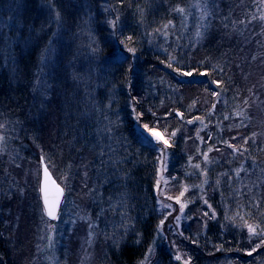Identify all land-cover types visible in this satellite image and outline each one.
<instances>
[{
	"label": "rangeland",
	"instance_id": "obj_1",
	"mask_svg": "<svg viewBox=\"0 0 264 264\" xmlns=\"http://www.w3.org/2000/svg\"><path fill=\"white\" fill-rule=\"evenodd\" d=\"M66 5L69 9L64 15ZM181 6L178 30L159 33L162 42L158 44L163 48L170 44L168 60H176V47L181 42L194 41L198 43L194 48L199 49V44L215 32L220 57L238 47L243 76L258 87L256 98L262 99L263 104L258 103L264 106V0H184ZM93 11L89 0H0V75L7 81L0 86V96L3 86L11 92L7 103L0 100V220L4 214L12 221L7 236L11 242L6 243L0 230V246L6 245V257L0 258V264H117L111 253L122 247L126 237L131 236L134 242L142 238L134 226L145 219L143 215L153 219L148 225L152 237L144 253H138L130 264H175V256L179 264H264L262 165L250 159L245 167L243 161L238 162L244 149L234 146L237 151L229 147L228 154L232 164L228 160L227 170L220 173L215 168L217 155L221 152L225 156L227 150L218 152L214 144L203 140L211 127L216 133L221 130V122L214 115L220 98L224 102L223 98L227 101L233 97L226 94L224 82L217 91L221 97L210 107L209 122L192 117L189 124L184 115L180 124L166 116L156 118L146 105L138 108V98L128 96L121 110L114 93L121 63L123 74L129 76L128 84H133L131 77L138 74L139 83L158 85L162 97L175 91L168 80L172 73L158 76L155 70L137 72L135 53L117 39L119 20L109 2L102 0L98 5L101 19L93 16ZM98 23H105L110 32L114 50L109 60L114 63L108 64L99 53ZM157 41L151 39L150 44L155 46ZM189 49L192 53L200 50ZM78 53L82 61H78ZM242 84L231 93L244 89ZM69 88L74 93L67 113L80 122L73 133L79 134L78 140L73 136L67 142L68 124L64 126L60 103ZM187 88L182 95L191 99L205 92ZM30 104L37 105L38 110L25 128L19 118L27 115L25 109ZM240 104L226 103L219 109L226 127H233L234 114L230 111L241 110ZM62 107L66 109L64 101ZM190 113L191 108L187 110ZM125 127L128 130L124 132ZM139 128L150 134L159 132L170 146L162 140L149 143ZM132 151L136 158L133 155L129 159ZM40 161L64 192L54 221L47 220L41 205ZM132 168L141 171L139 179L129 172ZM222 174H227L224 188L215 182L216 177L224 178ZM214 195L219 199L212 201ZM249 226L256 234L250 235ZM232 228L237 231L233 233ZM222 238H237L244 249L237 251L235 260L204 259L218 251ZM197 244L207 253L196 249ZM157 249L170 257L163 259ZM252 257L255 259L250 260Z\"/></svg>",
	"mask_w": 264,
	"mask_h": 264
},
{
	"label": "trees",
	"instance_id": "obj_2",
	"mask_svg": "<svg viewBox=\"0 0 264 264\" xmlns=\"http://www.w3.org/2000/svg\"><path fill=\"white\" fill-rule=\"evenodd\" d=\"M99 1L100 0H89V5L91 7V10L94 9L92 15L96 16V18L99 16V14L97 13V8L98 5H100V3L102 2V0L100 2ZM105 1L109 2L111 7L113 8V13L115 14V17L119 20V22H117L118 41L121 43L122 46H125L127 50L131 49L132 52L135 53L136 62H134V65L137 69L136 71L137 72L143 71V73L147 74L155 70L158 76H163L172 73V75L168 77L169 79L166 78L165 80L168 79L171 82V85L173 86V90H175L174 92L171 93V95L162 97L161 95H159L161 89L158 85L156 86L146 85L147 83L145 84L143 82L139 83L137 81L138 74H134V77L133 76L131 77L133 84H131L130 81L128 84L127 80L129 79V76H125L123 74L125 73V68L122 67L124 63H121L119 65L120 68L118 69V74H117L118 76L115 78V83H114V90H115L114 93L116 92L117 97L119 99L117 105H121L120 106L121 110H123L126 107V100L128 96L129 99L138 98V101L140 102L138 104V108H140L142 104L144 106L146 105L148 107L147 108L148 113L150 115L155 116L156 118L161 119L164 116H166L175 124H180L181 123L180 121H183V119L191 120L192 117H195L196 119L202 118L208 120L209 122L211 120V118H209L211 114L209 112L210 107L212 106L213 101L216 102L217 97H221L220 93L217 92L218 88L224 87L225 91L227 92L226 94L230 98L232 96L233 97L227 101H225V99L223 98L222 100L224 102L221 101L222 98L221 97L218 102L217 105L218 112H216L214 115L221 122V130L218 131V133H216L215 131L216 129H214V127L213 128L211 127L209 131L203 134V140L205 141V143L214 144L215 150L219 149L218 152L222 149L227 150L225 156H223L221 152L218 153L215 168L219 170L220 173H223L224 169L227 170L226 165L228 163V160L230 161L228 156V154L230 153L229 152L230 148L228 147V144H231L233 145V147L237 146L238 148H240V151L244 149L243 152H241V156H239L238 158V162L243 161L244 166L248 167V165L251 162L250 159L251 160L253 159L255 163L262 165L263 168L262 170L264 171V106L263 105L261 106L258 103L259 101L261 104H263L262 99L257 100L256 98L259 93V92L257 93L258 87H255L253 85V82H249L243 76L245 74L240 69V65L238 63L239 60L237 58L238 47L236 49L231 50L232 53H226V54L223 53L222 57H220V47L216 44L219 35L215 32H212L204 42L199 44L200 50L194 48V46L198 44L195 43L194 41H192V43L181 42L180 44H178L179 46L176 47L178 52L175 53L176 60L169 61L167 50L170 48V44L169 46H167V48L166 47L163 48L161 45H159L158 42L159 43L162 42L161 40H159L162 34L159 33L161 31L162 33L165 31H171V33H175L173 30L176 31L178 30L177 24L178 21L180 20L178 9L182 7L181 5L184 0H105ZM66 9H69V6L66 5L62 9V13L64 12L63 13L64 15ZM77 16H78V12L76 14V17ZM98 19H101V16H99ZM170 26H171V30L169 29ZM97 34L98 36H100L97 37L99 41L98 44L100 45L99 46L100 55H102L105 59H107L108 64L109 62L114 63L109 60V57L113 55L111 53L113 52L114 49L111 47L112 44L111 35L105 23L103 25L98 23ZM151 39L158 40L155 46H152L150 44ZM169 42L170 41H168V43ZM191 47L195 50H199V52L198 53L190 52L189 48ZM28 55L29 57L32 56V54H28ZM77 57H78V61L80 59L82 61V58L79 53ZM221 64L222 67H220ZM218 71L219 73L217 74ZM185 72L191 73V75H188L185 78L183 74ZM3 77L4 76L1 77L0 75V86H2L3 84L2 82L7 84V81L5 82L3 80ZM243 79L247 80L246 84L245 83L242 84ZM215 82H220V85H222L221 82H224L223 83L224 85L223 87L222 86L217 87L216 85L217 83ZM239 83L242 84L244 89L234 91L235 93L232 94L231 93L232 88L236 87L237 84ZM206 84L208 85L207 87H205ZM187 87H195L196 89L203 90L205 92L200 94H195L194 97H192L193 99L188 98L187 95H185L186 97H183L182 93L184 90H188ZM206 89L210 91L207 92ZM65 91H66L64 96L65 100L63 101L66 109L62 107L63 101L60 103V107L62 111L61 117L62 118L64 117L63 122L65 121L64 126L65 124H68V126L66 127V131L69 132L67 137L64 136L63 137L65 141L68 140L67 142H69L71 140L70 138H72L73 136H74L73 138L77 137L78 140L79 134L77 133L76 136L73 133L76 132L74 131V128L77 127L76 123H79L80 121L77 120V116L74 117L75 119L73 120L72 115H69L67 113L70 97L73 95L74 91L70 90V88L68 90L65 89ZM1 93L4 94L0 96L1 98L0 100L7 103L6 99H10L8 96L11 95L9 88L3 86ZM214 93H219V95H214ZM78 94L81 95V93ZM79 98H76V100L78 101ZM201 99H204L206 103H204V100L200 101ZM123 100L124 103H122ZM226 103L237 104V105L238 103L239 104L241 103L240 104L241 105L240 107L242 108L241 110L237 111V109H234L233 111H230V113L234 114V117L231 120V124L234 123V125L231 128L226 127L228 125L227 122L221 120L222 112L219 111L220 108L222 109L225 108ZM26 108L27 109L25 110L27 112V115H23V111H22L23 116L19 118L20 122L24 125L25 128L29 126L27 123H29L30 121L32 122V120L29 117L31 115H34L38 110L37 105L35 108L32 106V104L28 105ZM190 108H191V113L187 114V110ZM176 112L182 113V115H184L185 117L183 119H180L181 117L178 118V116L175 114ZM237 112L240 115H238ZM245 117L248 118V120L244 122L243 119H245ZM236 118L239 120H236ZM240 121L241 124L239 123ZM236 123L238 124V126H236ZM127 128L128 127H125L124 132L128 130ZM130 138L132 139V131L130 133ZM242 139H244V141H241ZM225 142L227 143L225 144ZM68 153L69 154L71 153V149L68 150ZM131 154L129 156V159L130 158L132 159L133 155L134 157L136 156V154H133V151ZM230 158H232L231 155ZM229 164H232L231 161ZM245 170L247 169H244V171ZM129 172H131L133 178H138L139 175H142L141 171L139 172L138 169L134 170V168H132V170H130ZM220 176L224 178L220 179L216 177L215 182L217 181L216 184L221 188H224V186L228 184V182L225 181V179L227 178V174H222ZM229 178L234 184V178L232 177V170H230ZM137 180L135 179V181ZM114 183L115 182H113L112 185ZM134 186L136 187L137 183H135ZM104 190L105 192L108 191L106 187L104 188ZM213 193H210L209 195L211 194L213 195ZM214 196H212V201H214L215 198L219 199L218 195L217 197ZM244 198H246V196ZM143 216L145 217V219L140 222L138 221V223L135 224L134 226V228L137 229V231L141 234L140 237L142 238H139V241L134 242V241H130V239H132L131 236L126 237L124 244H122V247L120 246L118 250L113 251L111 253V258L113 260L116 259L119 264H130V262L133 261V257L136 258L138 253H141L142 250L144 253L145 251L144 249L147 247L148 242L151 240L152 228L149 229L148 225L152 223L153 219L151 218V216L149 217L146 215ZM9 217L10 215L6 216L2 214L0 220L1 236L3 235L5 236L4 239L6 243L11 242L10 239L7 237L8 234H10V229L12 227V221L9 222L8 219ZM208 218L211 219V216H208ZM212 224L216 225L214 221H212ZM230 231L231 230L228 231L229 234ZM236 231L237 230H233L232 228L233 233ZM178 234H179V230H178ZM1 236H0V245L3 239V237ZM180 236L182 237L181 232H180ZM183 240H185V242H189V244L191 243L186 237H184ZM237 241H238L237 238H234V240H230L229 238H224V239L222 238L218 242L219 244L217 245L218 251H215V253H212L213 255L210 254L204 259H213V258L216 259L220 257V259L224 261L235 260L234 256L236 255L237 251H241L244 249L243 243ZM5 246L6 245L0 246V258L2 260H4V258L6 257L4 256L6 252ZM196 249L200 250V252L207 253L200 244L199 245L197 244ZM261 250H264V248H262ZM160 251L161 249H157V252L160 255H162L163 259H166V257H170L169 253L165 251L163 252ZM198 256L203 257L201 253H199ZM176 259H177L176 256L173 257L174 263L179 264V262H177ZM254 259L255 258L252 257L250 260H254ZM196 262L202 263L204 262V260H197Z\"/></svg>",
	"mask_w": 264,
	"mask_h": 264
},
{
	"label": "water",
	"instance_id": "obj_3",
	"mask_svg": "<svg viewBox=\"0 0 264 264\" xmlns=\"http://www.w3.org/2000/svg\"><path fill=\"white\" fill-rule=\"evenodd\" d=\"M139 131H141L144 136H147L149 140H152L153 143L157 142V140L153 137V134H150L142 130L141 128H139ZM45 169L47 170V175H45ZM40 170H41V176H40V184H39V194H40L41 205H42L43 212L47 220L54 221L56 218L50 219L48 215L46 214L45 205H44V197L45 195L48 196L49 203H52L54 200H58V205H57V210H56V217H57V214L63 202L64 192H63L62 187L54 180L50 171L48 170V168L46 167L43 161H40ZM57 188L61 190L60 193L56 192Z\"/></svg>",
	"mask_w": 264,
	"mask_h": 264
},
{
	"label": "snow or ice",
	"instance_id": "obj_4",
	"mask_svg": "<svg viewBox=\"0 0 264 264\" xmlns=\"http://www.w3.org/2000/svg\"><path fill=\"white\" fill-rule=\"evenodd\" d=\"M178 11L182 12L183 9H178ZM261 19H264V16H262ZM198 35H199V33H198ZM169 66H171V65H169ZM183 74L186 75V76L191 75V73H188V72H185ZM215 83H217V87L220 86V82H215ZM214 95H219V93H214ZM213 109H215V105H213ZM176 115L178 117L183 118L182 113H180V112H177ZM238 115H240V114L238 113ZM225 119H227V117H225ZM192 122H193L192 120L187 121V123H189V124H191ZM145 127L147 128L148 126L146 125ZM142 135H143V133H142ZM172 135L174 136L175 132H173ZM153 137L157 140V142L162 140L163 143L166 146H170L169 145V141L167 139H164L163 136H161L159 132H153ZM145 140H148L149 143H152V140H149L147 136H145ZM225 143H227V142H225ZM228 147H233V145L228 144ZM217 150H219V149H217ZM209 151H212V149L209 148ZM233 151L235 152V151H237V149L233 147ZM204 159L206 161L208 160L207 153H204ZM196 167L199 168V165H196ZM45 175H47V170L46 169H45ZM56 192L60 193L61 190L57 188ZM181 196H183V192L181 193ZM177 202L179 203V198H177ZM44 205H45V211H46V214L48 215V217L50 219H55L56 218V210H57L58 200H54L52 203H49L48 196L45 195V197H44ZM183 207H184V205L181 204V211H183ZM177 219L179 220V217ZM248 230H249L250 235L256 234V231H255V229L252 226H249ZM262 243H264V241H262ZM255 250H256L255 248L252 249V251H255ZM249 255H251V252L249 253Z\"/></svg>",
	"mask_w": 264,
	"mask_h": 264
}]
</instances>
